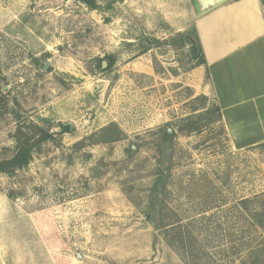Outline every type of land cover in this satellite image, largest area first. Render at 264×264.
<instances>
[{"label": "rangeland", "instance_id": "1", "mask_svg": "<svg viewBox=\"0 0 264 264\" xmlns=\"http://www.w3.org/2000/svg\"><path fill=\"white\" fill-rule=\"evenodd\" d=\"M95 2L0 0V264H264V143L178 82L186 2Z\"/></svg>", "mask_w": 264, "mask_h": 264}, {"label": "crops", "instance_id": "2", "mask_svg": "<svg viewBox=\"0 0 264 264\" xmlns=\"http://www.w3.org/2000/svg\"><path fill=\"white\" fill-rule=\"evenodd\" d=\"M182 2L192 14L179 25L183 19L175 10ZM149 3V8L157 4L163 13L174 16L172 20L178 24L175 32L196 27L206 63L185 72L178 82L194 90V95L206 96L210 104L214 101L220 108L219 122L235 147L246 149L263 143L264 0H231L198 19L193 14V0ZM127 65L124 68L132 73H155L149 60L130 61Z\"/></svg>", "mask_w": 264, "mask_h": 264}, {"label": "trees", "instance_id": "3", "mask_svg": "<svg viewBox=\"0 0 264 264\" xmlns=\"http://www.w3.org/2000/svg\"><path fill=\"white\" fill-rule=\"evenodd\" d=\"M81 1L87 3L92 8H97L95 0H81ZM180 36L182 38L183 45H189L191 54H192L193 58L196 60L195 66L206 63V60L202 54V50H201V47L199 44V39H198L196 27L191 26L188 30L181 33ZM156 42H158V41H156ZM103 60L104 59L100 60V66L101 67H102V61ZM108 67H110L109 62H108V66L105 69H107ZM207 77H209V73H207ZM203 98L207 99L206 96H203ZM208 110L211 113H217L218 114L217 115V121L221 120L220 108L217 105L210 106L208 108ZM62 127H63L64 131H68L70 128L68 125H65V124H63ZM164 136L170 137L169 133L167 131L164 133ZM263 143H260V144H263ZM257 145H259V144H257ZM257 145H255V146H257ZM30 154L31 153H30V147L29 146H27V145L20 146L19 150L17 151V153L12 158L6 159V160H0V172L10 170V169L12 170L15 168L24 167L25 165L28 164V162L30 160Z\"/></svg>", "mask_w": 264, "mask_h": 264}, {"label": "water", "instance_id": "4", "mask_svg": "<svg viewBox=\"0 0 264 264\" xmlns=\"http://www.w3.org/2000/svg\"><path fill=\"white\" fill-rule=\"evenodd\" d=\"M229 1L231 0H193L194 11H195L194 16L196 19H198ZM162 24H163L162 26L165 28L170 27L168 22L164 19H162ZM107 63L108 62L105 59L102 61V69H104L107 66ZM49 66H50V62L45 63L44 69L48 68ZM211 105H214V101L211 103ZM66 124H69L70 128L73 129L74 125L72 123H66ZM168 132L173 134L172 129H168ZM136 149L137 147L133 146V150Z\"/></svg>", "mask_w": 264, "mask_h": 264}]
</instances>
